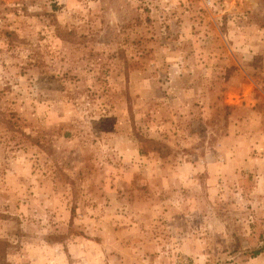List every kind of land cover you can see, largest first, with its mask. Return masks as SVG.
<instances>
[{
    "label": "rangeland",
    "instance_id": "rangeland-1",
    "mask_svg": "<svg viewBox=\"0 0 264 264\" xmlns=\"http://www.w3.org/2000/svg\"><path fill=\"white\" fill-rule=\"evenodd\" d=\"M0 264H264V0H0Z\"/></svg>",
    "mask_w": 264,
    "mask_h": 264
}]
</instances>
